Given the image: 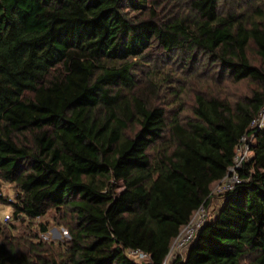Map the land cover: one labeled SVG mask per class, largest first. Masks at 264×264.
Instances as JSON below:
<instances>
[{
	"label": "trees",
	"instance_id": "16d2710c",
	"mask_svg": "<svg viewBox=\"0 0 264 264\" xmlns=\"http://www.w3.org/2000/svg\"><path fill=\"white\" fill-rule=\"evenodd\" d=\"M262 108L264 0H0V200L27 227L0 222V264H162L246 134L172 264H264Z\"/></svg>",
	"mask_w": 264,
	"mask_h": 264
},
{
	"label": "built area",
	"instance_id": "2783aa9c",
	"mask_svg": "<svg viewBox=\"0 0 264 264\" xmlns=\"http://www.w3.org/2000/svg\"><path fill=\"white\" fill-rule=\"evenodd\" d=\"M250 129L255 131L264 129V108H262L258 115L253 119ZM253 136V134H246L239 139L238 144L235 147L233 165L228 169L227 175L220 182H218L220 183L219 189L222 192L231 191L235 188V186L241 184L242 179L240 178L238 171L243 168L244 162L248 161L250 158L251 144L254 138ZM208 218H210V215L207 212V208L200 206L171 243L169 253L162 264H172V261H169L168 263V257L173 252V261L177 257H182V254L194 242L198 230L207 222ZM7 219H9V217H7ZM129 254L133 256L136 261L148 259V255L139 250H132Z\"/></svg>",
	"mask_w": 264,
	"mask_h": 264
},
{
	"label": "rangeland",
	"instance_id": "374dc122",
	"mask_svg": "<svg viewBox=\"0 0 264 264\" xmlns=\"http://www.w3.org/2000/svg\"><path fill=\"white\" fill-rule=\"evenodd\" d=\"M249 89V86L245 83H242L235 87L228 88V91L231 93L238 92L239 94H245ZM191 96V94H189ZM192 97V96H191ZM187 101L190 100V97L186 98ZM158 102V100H157ZM220 183H215L212 187V199L210 206L207 208L208 214L211 216L213 215L220 207V194L223 193L220 188ZM14 190L13 187L10 184L0 182V197L6 199L7 201L14 200ZM11 206L7 205V203L2 202L0 200V222L2 223H11L13 226L17 227V231H13L14 235L23 234L24 230L27 228L26 225H23L20 223V221L12 220L11 218ZM7 217H10L7 219ZM54 211H49L44 217L41 219H38L35 221V226H37L39 223L46 224L48 227V230L45 234L40 235L42 240H45L46 242H56L61 241L64 242L68 238L66 234V230L62 226H58L54 222ZM35 228V227H33ZM38 228L36 227V230ZM184 254V253H183ZM182 254V255H183ZM173 255L174 252L168 257V263L169 261L173 262Z\"/></svg>",
	"mask_w": 264,
	"mask_h": 264
}]
</instances>
